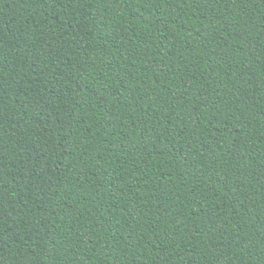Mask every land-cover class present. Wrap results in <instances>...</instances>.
I'll list each match as a JSON object with an SVG mask.
<instances>
[{"label": "trees", "instance_id": "trees-1", "mask_svg": "<svg viewBox=\"0 0 264 264\" xmlns=\"http://www.w3.org/2000/svg\"><path fill=\"white\" fill-rule=\"evenodd\" d=\"M0 264H264V0H0Z\"/></svg>", "mask_w": 264, "mask_h": 264}]
</instances>
